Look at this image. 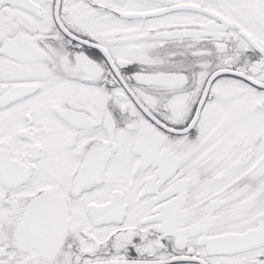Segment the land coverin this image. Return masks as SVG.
<instances>
[{
    "label": "snow or ice",
    "instance_id": "obj_1",
    "mask_svg": "<svg viewBox=\"0 0 264 264\" xmlns=\"http://www.w3.org/2000/svg\"><path fill=\"white\" fill-rule=\"evenodd\" d=\"M0 264H264V0H0Z\"/></svg>",
    "mask_w": 264,
    "mask_h": 264
}]
</instances>
